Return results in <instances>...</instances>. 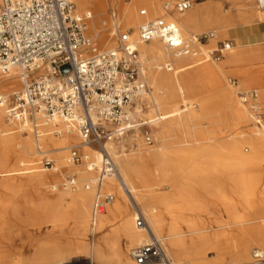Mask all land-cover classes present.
<instances>
[{"label":"bare ground","instance_id":"1","mask_svg":"<svg viewBox=\"0 0 264 264\" xmlns=\"http://www.w3.org/2000/svg\"><path fill=\"white\" fill-rule=\"evenodd\" d=\"M72 1L77 12L94 10L90 29L98 37L104 0ZM112 1L126 24L135 26L130 37L153 88L160 120L151 134L160 143L146 148L138 142L128 153L120 142L106 145L116 174L103 181L102 189L112 198L91 227L94 192L85 185L93 181L94 170L88 162L73 164L67 154L74 146L92 159L100 157L98 152L63 126L56 134L45 133L37 151L30 135L12 130L0 106V208L14 213L20 205L16 200L22 199L34 225L39 223L37 234L23 230L0 236V264H59L79 255L90 264H136L131 249L152 236L162 245L163 259L148 264H241L250 253L264 257V55L232 46L220 62L181 58L168 71L162 68L169 59L164 45L137 39L138 26L150 16L173 20L185 38L201 28L226 36L236 22L263 20L264 0L256 6L253 0H235L241 4L232 16L208 2L178 13L164 8L162 0ZM138 5L147 9L146 16L137 14ZM99 40L108 44L109 38ZM228 73L238 75L244 93L252 92L249 99L236 94ZM20 87L15 73L0 75V95ZM182 103L186 109L179 107ZM126 142L133 147V138ZM170 152L177 154L176 166L167 162ZM41 154L54 165H37ZM62 168L71 175L64 180ZM75 174L71 187L68 180ZM140 213L145 227L135 224ZM208 248L216 255L208 258Z\"/></svg>","mask_w":264,"mask_h":264},{"label":"built area","instance_id":"2","mask_svg":"<svg viewBox=\"0 0 264 264\" xmlns=\"http://www.w3.org/2000/svg\"><path fill=\"white\" fill-rule=\"evenodd\" d=\"M200 1L163 0V6L180 13ZM108 10L103 25L112 45L100 47L98 39L89 34L92 11H75L72 0H0V75L15 73L21 85L8 96L0 95V106L16 132L30 135L37 151L45 133L56 134L63 126L76 130L82 144L98 152L100 157L92 159L76 146L68 150L73 164L88 162L94 170L93 181L85 185L94 192L91 227L112 198L102 189L103 181L116 174L106 145L160 120L136 43L129 29L121 28L117 12ZM147 14L146 8L139 10L141 17ZM138 27L139 43L157 40L164 45L169 59L162 68L168 71L175 69V60L217 61L232 48L226 41L209 47L215 38L213 31L185 38L179 26L164 17L147 19ZM235 88L245 100L252 96L238 84ZM148 105L154 109L153 119L142 117ZM146 139L151 141L152 136ZM41 163L46 168L52 164L46 157ZM74 180L69 179L68 185L74 187ZM135 224L145 227L142 214L135 218ZM130 256L136 264L161 261L163 248L152 236L148 243L132 248ZM252 260L241 264H264L260 253H254ZM59 264L90 263L77 257Z\"/></svg>","mask_w":264,"mask_h":264},{"label":"rangeland","instance_id":"3","mask_svg":"<svg viewBox=\"0 0 264 264\" xmlns=\"http://www.w3.org/2000/svg\"><path fill=\"white\" fill-rule=\"evenodd\" d=\"M129 0H119V4H125V2H127ZM257 1L258 0H253V3L257 4ZM105 2V10L106 12L104 13V15L102 16V21H107V18H108V8H111L113 10H115L117 12V14L119 15V18L121 20V28H123L124 30L126 29H129V31L131 32L134 27L132 26H129L128 24H126L125 22V18H124V12L119 9V7L117 6V4H115V2H113L112 0H104ZM163 2V0H162ZM200 2H208L210 4L213 5V7H219L221 12L225 15H229V16H232L234 15L235 12H237L238 10V7L240 6L241 3H236L235 0H202ZM73 6H74V3H73ZM145 8L144 5H138L137 6V14H139V10ZM75 10V8H74ZM88 11L91 10L92 13H93V17H94V10L92 9H87ZM85 12V11H83ZM156 17H153V16H150L149 19H154ZM148 19V18H147ZM264 20V19H263ZM254 21H258L257 18L253 17L252 18V22L248 23V24H251L253 23ZM101 22H100V26H101ZM245 23L243 22H236L234 24L233 27H230L229 31H228V34L225 36V35H222L221 33L219 32H216L215 33V38L213 40H210L209 41V47H215L216 46V42L217 41H226V42H229L231 43L232 46H237V48H239V46L243 45V46H247V48L249 49H254L255 51H257V53H260L261 55H264V43H256V42H246L244 43L242 40H236V37H235V31L236 29L239 27V26H242L244 25ZM247 24V23H246ZM90 25H91V20L89 22V34L91 36H93V32L91 31L90 29ZM101 28L99 33H98V37L96 36V38L98 39V43H99V46H103L104 44H101V41L99 40L100 37L103 35L107 36V38L109 37V33H108V28L105 27V24L102 26V27H99ZM209 31H213L212 29L210 28H201L196 34L194 35H198L202 32H209ZM108 44H111L110 41H108ZM107 44V45H108ZM112 45V44H111ZM222 60V58L220 60H217V61H213V62H220ZM255 65H261V64H255ZM176 66V65H175ZM261 67V66H260ZM255 68L257 69L258 66H255ZM227 79H229V83L230 85L233 86V88H235V86L238 84L240 86V90H245V85H243L241 82H240V79L238 77L237 74L235 73H228L226 75ZM233 82H235L236 84L234 85ZM252 89V88H250ZM236 94H237V91H236ZM179 107H181V109H186V105L184 103L182 104H179ZM199 108V105L196 104V109ZM155 116V113H154V109L148 105V108L146 109V111H144V113L142 114V117L145 118V119H153V117ZM207 119H204V122H206ZM155 124H151V125H146V126H143L141 127L139 130H136V131H133L131 133H128L127 135H124L122 136L121 138H118V139H114L113 141H115L116 143H121L124 145V149L123 151L128 153L129 151H132V150H135L137 148V145H138V142H141L143 144L144 147H148V146H151V145H159L160 141H155V136H153L151 134V131L152 129L154 128ZM10 127L12 128L13 131H15L14 127L12 125H10ZM147 135H150L152 136V139L151 141H148L146 138H147ZM128 138H133V147L128 145L127 144V140ZM68 155V154H67ZM38 159H39V162L37 165H39L40 167H43V168H46V166H44L41 161L44 157H46L47 159H49L51 161V166H48L47 168H50L54 165V161L52 160L51 157H49V155H38L37 156ZM167 162L169 164V166H176L177 163H178V158H177V154H175L174 152H170L168 153V157H167ZM61 173H63L62 175V178L64 180V177L65 176H71L69 173H67V170L62 168L60 170ZM74 178H78V175L75 174ZM82 184V182H81ZM164 190L166 191V189L164 188ZM107 192V191H106ZM22 199H19V200H16L17 203H19V209L14 212V213H11L10 211H7V212H4L1 208H0V220L2 219L4 221L5 224L4 227H1L0 228V231H2V233H0V236H4V235H9L11 237H14V235H18L19 232H22L23 230H28V232L32 233V234H37L38 233V230H37V227H38V224L37 226L34 225L37 223V221H35V217L32 216L33 212L31 210H28L25 206H23V203L21 201ZM5 214V215H4ZM141 214V213H140ZM18 244V243H17ZM207 252V257H212V256H215L216 255V250H214L213 248H208L206 250ZM79 257H81L82 259H86L84 258L82 255H79ZM228 259V257H227ZM253 261L252 260V254L250 253V256L248 259L244 260L242 263H246V262H251Z\"/></svg>","mask_w":264,"mask_h":264},{"label":"crops","instance_id":"4","mask_svg":"<svg viewBox=\"0 0 264 264\" xmlns=\"http://www.w3.org/2000/svg\"><path fill=\"white\" fill-rule=\"evenodd\" d=\"M238 40L246 42L264 43V20L254 21L251 24L239 26L235 31Z\"/></svg>","mask_w":264,"mask_h":264}]
</instances>
